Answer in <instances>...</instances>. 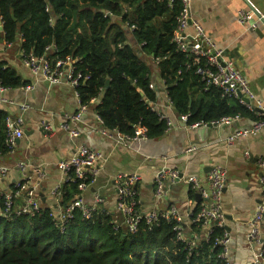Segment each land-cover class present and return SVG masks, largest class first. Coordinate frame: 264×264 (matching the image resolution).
<instances>
[{
  "label": "trees",
  "instance_id": "1",
  "mask_svg": "<svg viewBox=\"0 0 264 264\" xmlns=\"http://www.w3.org/2000/svg\"><path fill=\"white\" fill-rule=\"evenodd\" d=\"M180 11V4L170 7L168 0H0V45L21 38L26 54L51 63L76 59V72L83 77L77 87L81 102L88 106L99 100L95 110L110 131L133 137L144 128L149 139L165 134L166 121L149 107V102H158L160 92L153 72L175 114H189V125L226 116L252 117L253 111L237 98L208 85L197 73L199 65L174 42ZM27 85L0 61V88ZM8 116L0 111V156L11 155ZM62 192L66 205L78 193L77 183L67 182ZM194 196L190 190L189 197ZM198 225L193 229L198 231ZM173 227L164 219L153 225L142 220L137 232L129 233L115 228L111 216L95 213L85 220L80 212L60 226L48 209L11 221L0 217V264H226L217 257L221 247L215 245L226 228L215 229L210 239L190 250L176 240Z\"/></svg>",
  "mask_w": 264,
  "mask_h": 264
},
{
  "label": "crops",
  "instance_id": "2",
  "mask_svg": "<svg viewBox=\"0 0 264 264\" xmlns=\"http://www.w3.org/2000/svg\"><path fill=\"white\" fill-rule=\"evenodd\" d=\"M243 9H253L258 16L264 17V0H194L192 14L225 51L226 58L235 62L256 101L264 106V21L256 29L241 25L238 15ZM256 20L253 15L251 23ZM21 43L20 38L9 46L0 45V61L7 62L28 85L33 86L30 91L23 87L0 93V111L11 118L22 114L25 120L24 137L15 153L0 156V166L12 169L0 179V190L7 191L18 181L31 180L33 184H39L43 207L59 213L64 205L52 192L56 186L62 189L67 184L59 163L70 159L78 148L88 147L100 152L103 160L95 182L82 193V198L87 205H93L98 197L101 200L97 205L98 214L111 216L115 226L126 229L123 216L117 211L114 188L117 174L140 177L138 201L141 211H164L175 205L184 215L191 216L200 203L195 196L189 197L187 181L197 178L207 188L211 169L223 166L227 170V182L221 205L231 238L230 258L233 264H253L261 246L249 244L247 234L250 220L264 198L261 183L264 169L260 165L264 160V128L237 137L233 142L229 139L239 132L252 131L261 118L259 109L253 111L252 117L240 116L231 124L192 128L187 121L181 120L182 116L175 114L162 81L153 72V81L160 86L156 105L172 120V126L158 139L122 142L116 134L103 133L105 127L95 110L99 100L92 101L79 120H72L81 112V101L75 89L67 82L51 85L41 73L33 74L22 63ZM22 103L30 106L25 112H21ZM43 122L53 125L52 133L43 130ZM65 122L78 130V137L72 138L62 129ZM21 160L29 165L24 173L14 169ZM165 167L178 171L180 179L167 178L165 194L157 199L155 179ZM187 222L189 234L197 231ZM260 230L264 242V219ZM198 231L205 236V228L200 227Z\"/></svg>",
  "mask_w": 264,
  "mask_h": 264
},
{
  "label": "built area",
  "instance_id": "3",
  "mask_svg": "<svg viewBox=\"0 0 264 264\" xmlns=\"http://www.w3.org/2000/svg\"><path fill=\"white\" fill-rule=\"evenodd\" d=\"M194 0H168L169 6L173 7L175 3L181 5V11L178 16V25L174 32L173 40L178 45L179 49L187 56L192 57L193 62L198 64L197 73L206 81L208 85H215L223 88L224 92L230 96L237 98L238 102L245 105L250 111L260 110L262 119L256 123L252 131L239 132L235 136L229 139V142H233L235 138L240 136H246L249 133H256L260 129L264 128V106L256 101V98L251 91L247 81L237 69L233 60L227 59L225 51L221 49L212 37L205 31L202 24L195 20L192 14V5ZM257 18L256 21L251 23L252 16ZM238 22L243 26H249L256 29L259 24L264 21L263 16H258L253 9H243L239 12ZM53 23V19H51ZM135 28V26H132ZM192 29V32L189 30ZM3 30V19L0 16V31ZM5 45V44H4ZM11 45V44H9ZM8 45V46H9ZM6 46V45H5ZM50 47L47 49H52ZM22 63L33 74L41 73L44 79L49 84H58L61 82H67L76 91L77 98L80 99V94L77 91V87L80 85L83 79L81 73L76 72L75 63L77 60L67 57L66 59H57L53 63L49 62L47 58L38 57L33 52L22 54ZM33 88L32 85L25 86V90L30 91ZM151 89H155V85H150ZM6 89L0 88V93H5ZM247 100L249 102H247ZM97 101V100H96ZM168 102L172 107L169 98ZM149 107L152 111H155L161 119L166 121L168 129L172 126V120L159 109L158 105L153 102H149ZM30 108L28 104L22 103L20 105L21 112H25ZM87 110V105L81 102V112L72 117V120H79L81 114ZM189 114L183 115L181 120L188 121ZM240 119V116H226L220 120L212 121L210 123L197 122L190 127L196 128L199 126H221L223 124H231ZM98 120L103 124L102 120L98 116ZM24 117L22 114L16 118L10 116L6 119L8 134L6 143L11 150V155L15 153L17 140H22L24 137ZM43 130L46 133H52L54 127L49 122H43ZM62 129L68 132V134L74 138L79 136V132L74 127L70 126L68 122L62 124ZM104 134L113 133L118 137H121L122 142H134L141 141L147 137L146 129L139 128L136 134L131 137L121 134L118 130L110 131L103 129ZM103 156L97 150L80 147L76 150L75 154L68 160H63L59 163V168L64 172L66 182L77 183L78 193L74 196V199L56 213L50 211V216L60 226L67 224L75 215L80 212L81 216L85 220L93 218L95 213H99L98 204L100 199L97 197L95 204L87 205L82 198V193L87 190L94 182L101 169V162ZM261 167L264 169V160L261 161ZM29 167L25 161H19L15 165V170L19 172H26ZM11 168L1 165L0 166V179L5 178L8 173L11 172ZM171 178L174 181L180 179L178 171L169 167L161 169L155 179L156 191L155 195L157 199H160L165 194L167 178ZM140 177L137 174H122L119 173L114 177V188L117 194V211L123 216L124 225L129 233L137 232L142 220L147 224L153 225L160 219H164L167 222L174 223L173 230L175 232L176 240L187 245L190 250L199 247L202 241H207L214 234L217 228H226L225 218L222 211L221 200L223 192L227 182V170L223 166H215L211 169L208 175V187L205 188L202 182L197 178H192L188 182L190 190L195 193L201 194V202L198 212L195 215H184L178 206H171L164 211L150 210L149 212H143L139 209L138 201V184ZM31 180H21L12 186L7 191L0 190V217L7 221H11L14 217L20 216H36L45 211L39 193V184H33ZM261 183L264 189V176L261 178ZM53 195L58 200L63 198V192L60 186H56L53 189ZM63 205V204H62ZM264 219V198L257 206L251 220L249 231L247 234V241L249 244L257 243L261 247L253 258V264H264V242L261 240L260 229ZM187 221L192 225L199 224V228H205V236L198 231L188 233ZM119 228V226H115ZM230 236L227 230L221 238H217L215 245L221 247V252L218 254V258L225 261L226 264H233L229 254Z\"/></svg>",
  "mask_w": 264,
  "mask_h": 264
},
{
  "label": "water",
  "instance_id": "4",
  "mask_svg": "<svg viewBox=\"0 0 264 264\" xmlns=\"http://www.w3.org/2000/svg\"><path fill=\"white\" fill-rule=\"evenodd\" d=\"M109 85H110V82L107 81V82H106V88H108ZM247 102H249V101L247 100ZM209 126H211V125H209ZM26 133H27V132H26ZM16 143L19 145V144L21 143V140H17ZM195 197H196V199L198 200V202H201V200H202V198H201V194L196 193V194H195Z\"/></svg>",
  "mask_w": 264,
  "mask_h": 264
}]
</instances>
